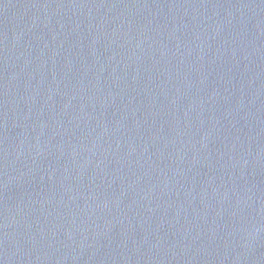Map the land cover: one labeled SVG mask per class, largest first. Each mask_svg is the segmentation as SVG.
<instances>
[{
  "label": "water",
  "instance_id": "95a60500",
  "mask_svg": "<svg viewBox=\"0 0 264 264\" xmlns=\"http://www.w3.org/2000/svg\"><path fill=\"white\" fill-rule=\"evenodd\" d=\"M0 264H264V0H0Z\"/></svg>",
  "mask_w": 264,
  "mask_h": 264
}]
</instances>
